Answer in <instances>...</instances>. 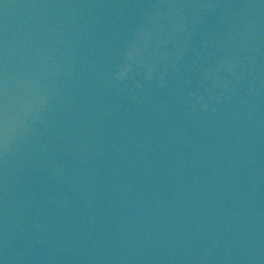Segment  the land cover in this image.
Instances as JSON below:
<instances>
[{
    "label": "water",
    "instance_id": "95a60500",
    "mask_svg": "<svg viewBox=\"0 0 264 264\" xmlns=\"http://www.w3.org/2000/svg\"><path fill=\"white\" fill-rule=\"evenodd\" d=\"M0 264H264V0H0Z\"/></svg>",
    "mask_w": 264,
    "mask_h": 264
}]
</instances>
